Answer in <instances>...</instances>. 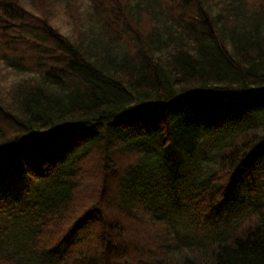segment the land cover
<instances>
[{"label": "trees", "instance_id": "1", "mask_svg": "<svg viewBox=\"0 0 264 264\" xmlns=\"http://www.w3.org/2000/svg\"><path fill=\"white\" fill-rule=\"evenodd\" d=\"M0 264H264V0H0Z\"/></svg>", "mask_w": 264, "mask_h": 264}, {"label": "rangeland", "instance_id": "2", "mask_svg": "<svg viewBox=\"0 0 264 264\" xmlns=\"http://www.w3.org/2000/svg\"><path fill=\"white\" fill-rule=\"evenodd\" d=\"M220 106H219V108L218 109H220L219 111H218V113L216 112V113H214L215 111H214V109H215V106L213 105V106H210L209 107V112H208V114H206V116L204 115V118H206V120H208L207 118H210L209 120L211 121V120H215V119H217V118H219V116L220 117H224V116H229V117H231V116H238L239 115V113H240V111H241V107H242V105L239 103V102H235V101H231V102H229V100L228 101H221L220 100ZM211 113H213V114H211ZM217 114H219V115H217ZM237 196H238V198L241 200V201H246L248 198H246V199H244L243 197H245V196H247V194L246 193H244V191L243 190H241L239 193L237 192ZM240 202H235V205L236 204H239Z\"/></svg>", "mask_w": 264, "mask_h": 264}]
</instances>
